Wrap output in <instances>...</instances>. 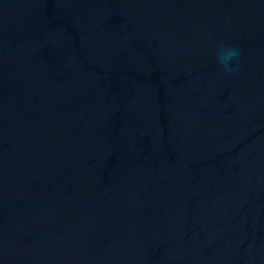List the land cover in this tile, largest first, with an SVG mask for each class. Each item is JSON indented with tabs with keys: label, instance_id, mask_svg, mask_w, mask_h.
I'll return each mask as SVG.
<instances>
[{
	"label": "water",
	"instance_id": "95a60500",
	"mask_svg": "<svg viewBox=\"0 0 264 264\" xmlns=\"http://www.w3.org/2000/svg\"><path fill=\"white\" fill-rule=\"evenodd\" d=\"M0 264H264V0H0Z\"/></svg>",
	"mask_w": 264,
	"mask_h": 264
},
{
	"label": "clouds",
	"instance_id": "9594fccd",
	"mask_svg": "<svg viewBox=\"0 0 264 264\" xmlns=\"http://www.w3.org/2000/svg\"><path fill=\"white\" fill-rule=\"evenodd\" d=\"M239 55L238 49L224 45H221L216 52L217 61L225 73H232L234 71L233 61H238Z\"/></svg>",
	"mask_w": 264,
	"mask_h": 264
}]
</instances>
